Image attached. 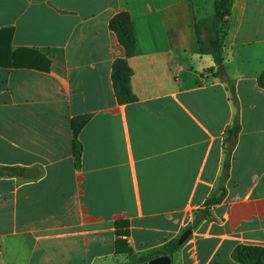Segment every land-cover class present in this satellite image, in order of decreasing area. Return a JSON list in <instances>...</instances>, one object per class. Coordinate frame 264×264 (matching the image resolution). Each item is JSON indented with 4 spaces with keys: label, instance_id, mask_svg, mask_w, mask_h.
Segmentation results:
<instances>
[{
    "label": "crops",
    "instance_id": "1",
    "mask_svg": "<svg viewBox=\"0 0 264 264\" xmlns=\"http://www.w3.org/2000/svg\"><path fill=\"white\" fill-rule=\"evenodd\" d=\"M123 12L136 41L126 105L112 82L126 52L110 29ZM213 13V0H0L12 52L51 63L0 67V264H133L188 229L172 264H236L238 245L264 247V0H233L221 75L234 94L199 52L195 23ZM77 117L88 118L79 169ZM117 222L131 256L117 253Z\"/></svg>",
    "mask_w": 264,
    "mask_h": 264
},
{
    "label": "trees",
    "instance_id": "2",
    "mask_svg": "<svg viewBox=\"0 0 264 264\" xmlns=\"http://www.w3.org/2000/svg\"><path fill=\"white\" fill-rule=\"evenodd\" d=\"M214 13L204 19L197 20L195 23L196 35L198 38L200 54L212 55L218 67L224 65L223 50L228 29V17L230 16L233 0H213ZM110 29L117 35L118 41L126 52L125 58L117 59L112 67V82L117 101L120 105L133 103L137 100L132 87V69L129 65V59L135 54L136 41L134 36V27L131 16L127 12L119 13L110 21ZM14 30L6 28L0 31V67L30 68L42 71H49L50 61L42 54L28 50L19 49L12 52L11 41L13 39ZM222 76L232 94L235 88L219 71L216 73ZM258 84L264 88V72L258 79ZM88 118L77 117L72 121V130L74 135L73 154L76 168L81 167L83 145L79 141V135L85 126ZM233 127H239L238 120L235 121ZM234 130H229V136L226 143L230 147V152L226 153L223 164L222 182L224 183L229 176L230 159L233 145H230ZM11 169V168H9ZM12 170V169H11ZM3 175L0 172V176ZM226 195V189L223 185L219 187L218 192L214 193L205 203V211L202 219H206L210 215V208L220 204ZM200 213V212H199ZM199 220V219H198ZM198 222H196V225ZM116 250L118 254L133 255V249L127 244L129 236V226L125 222L116 223ZM179 239L168 242L163 251H158L147 256L140 257L133 264H144L157 257H172L180 250L182 246L178 244ZM126 245L125 249H121V245ZM232 258L236 264H264V247L256 245H238L233 253Z\"/></svg>",
    "mask_w": 264,
    "mask_h": 264
},
{
    "label": "water",
    "instance_id": "3",
    "mask_svg": "<svg viewBox=\"0 0 264 264\" xmlns=\"http://www.w3.org/2000/svg\"><path fill=\"white\" fill-rule=\"evenodd\" d=\"M219 72L221 74L225 73V66L224 65L219 67ZM237 132H238V129H235L234 130V135L232 137L233 144L236 142ZM191 234H192V230L191 229L186 230L182 234V236L179 238L178 244L180 246H182L189 239ZM144 264H172V260L168 256H161V257H157V258H155V259H153V260H151V261H149L147 263H144Z\"/></svg>",
    "mask_w": 264,
    "mask_h": 264
},
{
    "label": "rangeland",
    "instance_id": "4",
    "mask_svg": "<svg viewBox=\"0 0 264 264\" xmlns=\"http://www.w3.org/2000/svg\"><path fill=\"white\" fill-rule=\"evenodd\" d=\"M185 231V230H184ZM175 264V263H174Z\"/></svg>",
    "mask_w": 264,
    "mask_h": 264
}]
</instances>
